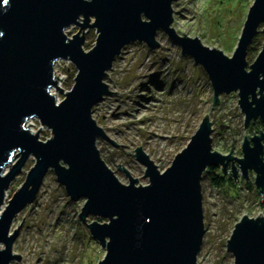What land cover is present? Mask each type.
<instances>
[{
	"label": "water",
	"instance_id": "water-1",
	"mask_svg": "<svg viewBox=\"0 0 264 264\" xmlns=\"http://www.w3.org/2000/svg\"><path fill=\"white\" fill-rule=\"evenodd\" d=\"M176 1L0 0V264L20 258L12 244L22 221L10 234L11 223L33 202L49 170L71 200L84 198L78 218L105 249L96 264H197L205 233L200 182L210 167L220 166L223 175L230 168L234 181L239 172L246 180L254 171L264 203L263 129L244 134L240 157L233 155L231 135L229 152L223 154L212 149V122L206 113L163 171L141 146L135 148L132 154L145 165L148 178L143 185L117 164L129 178L128 183L120 181L100 155L98 137L116 144L92 117L93 106L113 92L105 81L107 71L128 43L158 48L159 30L182 56L202 67L213 89L212 105L220 93L237 92L243 127L255 120L264 126V41L251 63L246 59L252 38L259 30L264 34V0L248 6L231 56L176 32ZM71 24L79 30L68 37L65 30ZM88 28L95 29L96 38L85 50ZM62 59L76 73L74 84L57 101L50 89L62 91L54 70ZM31 118L46 126L51 137L41 140L38 130L31 131L26 126ZM29 156L35 158L33 166L2 208L4 191ZM90 215L94 218L87 222ZM233 226L226 241L233 264H264V216L243 214Z\"/></svg>",
	"mask_w": 264,
	"mask_h": 264
},
{
	"label": "rangeland",
	"instance_id": "rangeland-1",
	"mask_svg": "<svg viewBox=\"0 0 264 264\" xmlns=\"http://www.w3.org/2000/svg\"><path fill=\"white\" fill-rule=\"evenodd\" d=\"M252 2L177 0L172 4V26L179 34L184 32L189 37L196 36L205 45L215 46L231 56ZM78 30L79 26L71 24L65 33L72 37ZM157 33L160 45L154 50L143 42H131L122 49L105 78L108 89L113 92L92 108L95 122L117 144L98 137L97 148L106 165L124 183H128L129 178L117 164L123 165L130 176L137 178V184L148 182L143 174L145 165L132 154L137 146H141L157 168L163 171L175 154L185 147L206 113L212 122V149L223 154L229 152L233 139V155L240 157L244 134L250 135L259 128V120L250 121L243 127L245 117L237 103V92L220 93L218 103L212 105L213 89L202 67L189 56H182L179 46L165 33L161 30ZM85 36L88 45L84 42L82 47L89 50L95 42V29H86ZM71 67L74 68L71 62L64 59L54 65L58 87L62 91L52 86L50 92L55 94L57 101H61L71 88L66 84L69 74L64 70L74 72ZM26 126L33 132L38 130L41 140L51 137L50 130L40 125L37 118L28 120ZM263 127L259 130H264ZM34 162L35 158L29 156L22 170L11 180L4 191L2 208L23 184ZM216 168L219 172L220 166ZM229 169L225 175L234 178ZM254 175L255 172L250 171L245 180L239 172L237 181L224 182L230 196H235L239 189L236 198H230L221 187L212 184L209 176L204 175L201 179L205 233L197 264H233L226 241L234 223L243 214L264 216V203L255 188ZM42 180L33 202L26 205L11 223L10 234L22 221L12 244L13 253L19 254L20 258L9 264H96L103 259L105 249L90 236L86 223L78 218L84 198L71 200L52 170ZM247 182L250 187L245 185ZM93 218L90 215L86 221Z\"/></svg>",
	"mask_w": 264,
	"mask_h": 264
},
{
	"label": "trees",
	"instance_id": "trees-1",
	"mask_svg": "<svg viewBox=\"0 0 264 264\" xmlns=\"http://www.w3.org/2000/svg\"><path fill=\"white\" fill-rule=\"evenodd\" d=\"M261 28V27H260ZM93 37V34L91 35ZM264 41V34L262 31H258L257 34L252 38V42L251 44L248 46L247 48V61H252L257 55H258V52H259V49L261 48V45ZM88 45V43L85 41V45ZM71 69L74 71V72H70L68 71V69H64L65 72H67L69 74V78H68V81L66 82L67 86L71 87V77H73V75L75 74L76 70L74 68L71 67ZM258 127L261 128L263 127L262 125V122L258 121ZM259 128H256L257 130H253V132H259ZM264 128V127H263ZM252 132V133H253ZM205 176H209L211 181H212V184H214L215 186L217 187H221L225 194H228L230 196V194L228 193V189L225 185V181L228 180L229 183H233V179L232 177H229L228 175H223V173L221 171H217V168L216 167H210L208 172H206ZM246 186L250 187L251 185L249 184V182H247L245 184ZM240 188V187H239ZM239 189L237 188L236 192H235V196L231 195L230 198H236L237 195L239 194L238 193Z\"/></svg>",
	"mask_w": 264,
	"mask_h": 264
},
{
	"label": "flooded vegetation",
	"instance_id": "flooded-vegetation-1",
	"mask_svg": "<svg viewBox=\"0 0 264 264\" xmlns=\"http://www.w3.org/2000/svg\"><path fill=\"white\" fill-rule=\"evenodd\" d=\"M256 121V120H255ZM260 121V120H259ZM261 131V130H260ZM254 133V132H253ZM256 133H258V132H256Z\"/></svg>",
	"mask_w": 264,
	"mask_h": 264
}]
</instances>
